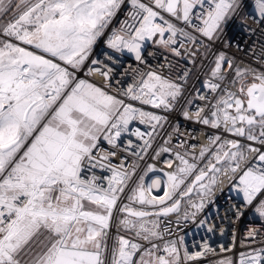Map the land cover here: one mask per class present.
<instances>
[{
  "label": "snow or ice",
  "instance_id": "obj_1",
  "mask_svg": "<svg viewBox=\"0 0 264 264\" xmlns=\"http://www.w3.org/2000/svg\"><path fill=\"white\" fill-rule=\"evenodd\" d=\"M121 3L122 0H0V264H105L112 214L136 166L130 171L123 160L119 165L101 164L116 152L100 155V141L115 148L122 134L131 132L143 140L146 152L151 140L145 137L151 138L166 120L110 94L105 90L108 85L100 87L76 75L86 66L93 46ZM255 5L257 23L264 24V0H255ZM131 6V23L124 21L118 31H113L107 46L114 53H135L136 60L142 61L141 42L157 35V43L165 46L176 45L178 34L193 45L199 42L176 22L209 41L218 39L224 25L236 15L241 0H131ZM165 33L170 34L167 39ZM183 45L181 40L179 47ZM171 51L181 55L177 47ZM106 59L115 61L117 57L106 54ZM101 63L93 59L90 65ZM225 65L233 68L232 61L220 53L213 78L225 79ZM104 68L88 66V73L98 72L108 80L113 69L107 64ZM235 72L241 80L239 94L225 89V95L211 105L207 116L198 109L195 118L251 143L221 141L220 136H215L211 138V143L217 145L215 151L202 148L199 157L192 158L203 160L206 153L213 157L180 194L187 196L198 185L202 199L191 205L193 219L204 208L203 197L213 191L216 174L224 165L225 174L230 171L234 179L240 173L236 189L243 193L245 206H252L264 219V200L254 203L257 194L264 193V73L247 69L242 72L239 68ZM249 73L252 82L245 86L243 81ZM205 86L213 92L220 88L217 83ZM122 95L141 105L171 110L182 92L178 84L149 71L141 73L139 81ZM184 116L192 118L188 112ZM135 121L150 126L152 131L130 129ZM175 159L180 165L176 172L185 176L197 168L180 153L175 154ZM98 166L111 172L107 187L99 182L102 177L84 176L86 170ZM155 171L160 170L148 165L127 199L142 206L161 207L156 212L135 210L127 204L120 209L127 213L120 224L125 230L135 231L149 247L118 236V246L111 250V264H180L177 241H168L161 248L153 242L163 240L157 231L158 222L144 218L177 213L180 199L166 205L184 180L178 179L176 172L164 173L169 190L163 196L149 198L146 193L161 187L159 179L145 185V177ZM188 217L186 212L184 218ZM204 224L200 221V226ZM249 236L254 237L255 232ZM183 243L180 237L179 244ZM202 255L203 252L189 254L187 249L183 254L185 261ZM240 264H264V248L247 258L241 254Z\"/></svg>",
  "mask_w": 264,
  "mask_h": 264
},
{
  "label": "built area",
  "instance_id": "obj_2",
  "mask_svg": "<svg viewBox=\"0 0 264 264\" xmlns=\"http://www.w3.org/2000/svg\"><path fill=\"white\" fill-rule=\"evenodd\" d=\"M150 3V0H143ZM131 0H122L120 7L115 11L114 16L110 19L104 34L99 41L93 46L92 54L83 70L76 73L78 78L86 79L91 83L100 87H108L105 89L110 94L117 95L126 102L132 103L136 107H142L145 111L153 112L156 115L165 117L162 126L156 128L154 135L145 139L151 140V147L147 151H143V140L129 133H123L117 141V147L113 148L106 141L101 140L100 155L107 154L111 151L116 152V156H109L107 160L100 161L104 165H119L124 161V165L130 171L135 167V175L125 187L123 194H120L116 208L113 211L108 229V253L103 257L105 264H111V250L117 247V237L123 236L131 242L138 243L144 247H149L148 242L136 236L135 231H128L120 224V220L127 216L126 212L120 211L125 204L135 210H146L156 212L158 207L142 206L139 203L131 202L127 199L131 194V189L136 186L138 178L145 173L148 165H154L160 171L150 172L145 177V185L151 183L153 179L161 181L159 189L153 188L146 195L163 196L164 192L169 190L168 178L164 173L176 172L179 161L175 159V154L180 153L189 163H196L197 168L191 174L185 176L176 172L178 179L182 178L184 183L179 185L177 191L173 194L172 200L167 201L166 206L178 199L182 192H185L195 179L199 169L205 168L209 160L213 157L206 153L203 160L193 157H199L202 148H211L216 150L217 145L211 143V138L220 136L221 141L224 140H240L242 145L251 143L241 137H236L223 130V128L214 129L210 125H204L196 121L195 113L198 109H203L202 116H207L212 110L217 99L225 95L224 90L239 94L238 89L241 86V80L237 77L235 69L252 70L257 74L264 73V24L257 23L258 12L256 10L255 0H241V6L235 16H233L223 27L219 38L209 41L200 36L199 33L182 22H176L177 27L183 28L185 31L197 37L198 43L191 44L179 34L176 37L177 44L165 46L157 43L160 37L157 35L152 40H145L142 43L141 55L142 61L135 58V53L124 50L122 53H114L113 49L107 46V39L113 31H118L122 27L124 21L131 23L129 13L132 12ZM167 15V14H165ZM165 33V39L169 36ZM184 40L183 47H179V42ZM172 47H177L181 52L180 56L175 55L171 51ZM195 53V55H193ZM220 53H224L227 60L232 61L233 68L228 69L227 65L223 68V81L213 78L212 70ZM106 54H114L117 59L115 61H107ZM97 59L102 63L100 65H90L91 60ZM113 69L111 76L105 80L98 72L88 73V66L101 67L104 65ZM154 71L163 78L176 83L180 86L182 95L178 101L173 102L171 110L161 108H153L150 105H141L137 101H128L122 93L130 85H135L140 74H147ZM185 73L187 75L185 76ZM233 81H236L234 84ZM245 86L252 82V75L249 73L243 81ZM217 83L220 88L213 92L206 84ZM135 90V89H134ZM206 97L200 99L199 97ZM184 112H188L192 118H185ZM140 128L141 131H152L150 126L140 124L138 121L130 125V129ZM131 140V145L128 141ZM167 141V143H165ZM194 146V147H193ZM259 146V145H255ZM162 148H169L170 152L161 151ZM159 152V156H157ZM139 153L140 155H134ZM251 156L252 154H248ZM143 156V159H140ZM214 162V161H213ZM220 166V165H218ZM216 174L217 183L211 194L203 197L204 208L196 213L195 218L191 216L194 211L191 205L201 202V195L197 187L192 193L184 197L180 203L179 211L171 213L168 216H149L144 218L145 221H157V231L163 235V240L154 239V243L163 248L164 244L171 240L177 241L180 248V264H240L241 254L245 258L249 254H255L256 250L264 248V219H261L253 210L252 206H245L243 193L236 189L239 172L236 178L228 171L225 174L224 168ZM95 175L102 177L99 181L107 187L108 177L111 172L107 167H96L86 170L85 177ZM264 200V193L257 194L256 201ZM237 209L241 213L237 215ZM189 213L186 220L185 213ZM205 221L200 226V221ZM148 226H151L150 224ZM211 227L212 231H208ZM168 229V231H165ZM255 232V236H249L250 232ZM180 237L184 238V243L179 244ZM207 246V249L205 248ZM187 249L189 254L203 252V255L195 260L185 261L184 250ZM139 259V255L135 257Z\"/></svg>",
  "mask_w": 264,
  "mask_h": 264
},
{
  "label": "water",
  "instance_id": "obj_3",
  "mask_svg": "<svg viewBox=\"0 0 264 264\" xmlns=\"http://www.w3.org/2000/svg\"><path fill=\"white\" fill-rule=\"evenodd\" d=\"M191 184H192V183H191ZM191 193H192V192H191ZM191 193H190V194H191ZM190 194H189V195H190ZM187 196H188V195H187ZM184 197H186V196H183V197L180 196L178 199H180V201H182V199H183Z\"/></svg>",
  "mask_w": 264,
  "mask_h": 264
},
{
  "label": "rangeland",
  "instance_id": "obj_4",
  "mask_svg": "<svg viewBox=\"0 0 264 264\" xmlns=\"http://www.w3.org/2000/svg\"><path fill=\"white\" fill-rule=\"evenodd\" d=\"M101 37H102V36H101ZM101 37H100V38H101ZM100 38H98L97 42L99 41ZM97 42H96V43H97Z\"/></svg>",
  "mask_w": 264,
  "mask_h": 264
}]
</instances>
